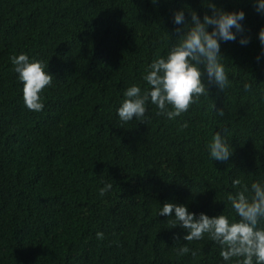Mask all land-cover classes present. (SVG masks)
I'll list each match as a JSON object with an SVG mask.
<instances>
[{"label":"trees","instance_id":"16d2710c","mask_svg":"<svg viewBox=\"0 0 264 264\" xmlns=\"http://www.w3.org/2000/svg\"><path fill=\"white\" fill-rule=\"evenodd\" d=\"M215 2L246 14L249 43H221L232 86L210 85L174 121L148 105L144 122L121 124L123 89L180 35L173 12L202 17V0H0V264H218L207 237L181 240L198 251L177 257L184 229L155 214L164 201L219 213L233 177L264 174V15L252 0ZM21 51L53 74L40 112L24 106L12 70L9 57ZM215 131L233 145L227 161L207 154ZM102 181L113 185L103 198ZM224 211L234 215L226 201Z\"/></svg>","mask_w":264,"mask_h":264},{"label":"clouds","instance_id":"9594fccd","mask_svg":"<svg viewBox=\"0 0 264 264\" xmlns=\"http://www.w3.org/2000/svg\"><path fill=\"white\" fill-rule=\"evenodd\" d=\"M151 3L156 4L157 0H151ZM252 3L256 12L264 15V0H252ZM202 4L210 10L204 12L202 17L192 8L188 10V20H185L183 9L173 12V23L183 26L176 29L180 35L166 51L152 57L141 74V82H131L123 89L116 107L121 124L134 120L144 122L148 105L155 106L156 116L174 121L191 105H199L202 96H210V85L223 92L232 86L221 43H249L250 36L244 34L242 23L245 11L242 8L225 9L215 0H202ZM257 39L261 52L256 59L260 62L264 57V24L258 29ZM9 60L21 84L24 106L30 111H42V92L53 81L48 66L43 60L30 57L23 51L11 55ZM242 87L245 92L251 91V81L244 80ZM214 111L218 117L224 116L223 108ZM181 127H189L188 120H184ZM206 150L212 161H227L234 153L233 145L220 131L212 134L206 143ZM101 184L98 195L103 198L110 193L113 185L110 181H102ZM231 185L234 191L226 192L218 201L224 203V208L226 201L234 215L226 214L224 208L219 213L209 215L204 211L190 210L187 203H160L156 216L164 215L170 227L184 229L182 236L175 237L177 245L173 251L177 257L186 254L195 257L198 251L190 248L188 243H179L181 240L199 241L207 237L219 246L221 259L218 264H264V174L247 180L242 175L235 176L231 179ZM95 237L103 240L105 233L96 231Z\"/></svg>","mask_w":264,"mask_h":264}]
</instances>
